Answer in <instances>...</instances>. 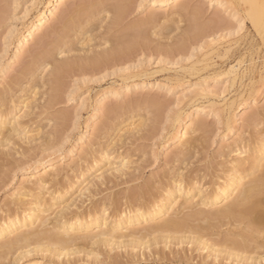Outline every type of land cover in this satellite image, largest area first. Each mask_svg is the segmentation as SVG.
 Returning <instances> with one entry per match:
<instances>
[{"label": "rangeland", "instance_id": "1", "mask_svg": "<svg viewBox=\"0 0 264 264\" xmlns=\"http://www.w3.org/2000/svg\"><path fill=\"white\" fill-rule=\"evenodd\" d=\"M118 1L67 0L58 5L55 19L29 42L23 55L16 61L14 55L20 38L44 6L39 0H0V89L10 87L8 83L11 77L18 74L23 62L32 61L37 52L39 55L48 50L55 53L57 47L54 39L62 31L64 17L67 15L72 19L91 5L95 10L99 7L101 12L93 17H85L86 14L82 13L81 20L88 25L83 23L81 29L78 28L80 33H70V41L63 47V50L66 49L64 53L57 56L59 59L82 52L76 48L81 46L86 31L91 33L96 49L110 48L116 36L124 32L135 34L137 42L136 51L130 58L132 61L100 74L75 69L55 80L56 77L50 74L51 65L42 63L32 74L22 77L20 83L12 84L14 89L11 88L7 101L0 100V110L8 113L4 115L8 119L13 116L19 118L17 128L20 133L17 135L16 132L15 141H7L5 146L1 144L3 147L0 145V217L5 215L9 204L13 208L27 209L40 201L38 207L44 208L53 196L62 194L64 196L55 206L72 204L68 211L71 213L73 210L71 214L93 207L103 210L105 206L107 213L111 210L114 213L120 210V206L124 209L134 202L145 201L141 197V190L146 183L151 182L153 190L148 192L155 193L146 197H157L166 186L164 184L171 182L176 173L184 181L197 180V185L212 184L226 175L232 162L245 158L246 152L251 153L253 143L259 140L261 134L264 135V0H258V3L255 0H249L252 3L246 0H222V3L225 1L223 4L227 3L226 6H211L205 0H185L160 11L151 7L153 0H122V24L113 30L108 29L112 16L108 11ZM94 9L90 7L91 11ZM152 11L160 13L155 23L150 21ZM252 14L258 16L257 26L249 18ZM10 62L13 65L6 70ZM127 67L134 71L129 83L143 82L142 86L126 87L128 81L123 73ZM196 87L207 89L210 94L191 96ZM110 92H117L118 95L112 96ZM100 100L102 109L96 118ZM111 106L118 110L109 120L106 111ZM13 107L16 110L13 111ZM197 112L203 121V128L190 132L184 146L190 152L186 151V155L175 163L169 162V154L179 145L173 142L175 134ZM104 122H108V125L100 132L97 127ZM8 127L11 128V124ZM225 145L227 147H223ZM87 147L92 152L85 157L83 148ZM236 149L244 153L234 154ZM49 162H58L63 168L60 170L62 175L54 177V181L42 188L34 185L25 195H21L19 192L22 191L18 189L22 178L35 175ZM123 164L127 166L124 165V168ZM121 166L124 169L121 173L114 170ZM113 167L111 171L108 170ZM251 173L254 177L260 171ZM130 196L135 201L131 202ZM51 216L48 224L57 217L55 214ZM203 221L195 220L190 225L208 226ZM236 226L232 223L215 228L212 226L213 231L208 228L205 232L213 240L225 241V238L232 237L245 238L243 242L248 240L246 235H237L242 225L237 226L238 229ZM90 231L94 232H81L86 234ZM256 239V243H247H264L263 234ZM146 240H150L149 243L142 242L134 250L131 247L114 248L113 245L96 246L88 240L82 241L74 246L76 249L71 257L56 259L58 262L55 264H67V259L68 264L72 261L74 264H111L116 256L122 257L123 263L129 259L131 264L188 263L180 260V255L184 254L181 250L189 249V245L171 244L173 248L170 249L161 242L152 244L151 237ZM259 249V252H264L263 248ZM262 252L261 255L255 253V256L258 254L261 258ZM31 257L33 262L43 264H50L52 260L41 254ZM96 257H99L98 262ZM200 259L195 257L188 264H202ZM9 260H0V264H13Z\"/></svg>", "mask_w": 264, "mask_h": 264}, {"label": "bare ground", "instance_id": "2", "mask_svg": "<svg viewBox=\"0 0 264 264\" xmlns=\"http://www.w3.org/2000/svg\"><path fill=\"white\" fill-rule=\"evenodd\" d=\"M66 1L67 0H39V2L44 6V9L40 11L37 14V16H35V19L31 22L29 29L20 38L19 46L17 45L18 48L14 55L15 60L23 55L25 51L24 49L29 44V42L34 40L35 36L40 31H42L43 28L47 26V24H49L51 21L55 19V11L57 6L65 3ZM183 1L185 0H153L151 1L152 2L151 7L160 11V10H164L163 8H166L169 5H174V6L179 5L181 2L183 3ZM205 1H207V3L209 2L210 3L209 5L211 6H215L217 4L226 6L227 4V3L223 4L225 3V1H223L222 3L221 2L222 0H205ZM255 1H257L258 3V0ZM120 2L123 1L119 0L118 2L112 4L111 8L108 11V13H112L110 21L108 22V29L113 30V28L114 29L115 27L118 28V26L122 24V20H123L122 15L124 8L121 6L123 3L120 4ZM249 2L252 3L251 1ZM105 3H107V1ZM93 6L94 5L90 6L91 9H94ZM90 7L86 8L79 14L76 12L78 15L75 13L77 16L72 19L67 18V15L66 17H64L65 19L62 22L63 24L62 31H60L56 39H54V43L56 44L55 46L57 47L55 48V53H52V50L51 51L48 50L47 52H44L43 55L41 54L39 55V53L37 52L34 58L32 59V61L26 63L23 62L24 64L22 65L18 74H15L13 77H11L12 79L8 83V86L10 87H3V89H0L1 101L2 100L7 101V97H9L8 94L12 92L10 91L11 88L14 89V86L11 87L12 84H16L19 81H22L20 80L22 77L32 74L34 69L37 66L39 67L40 66L39 64L42 65V63H46L49 66L51 65L52 70L50 74L54 75L56 77L55 78L56 80L59 79V77L61 76L63 77L65 73H69L71 71H74L75 69H81L84 72L89 71L90 74L93 73L100 74V72L103 71L105 72V70H109L110 68L111 69L115 68V66L117 65L119 66L120 64H126V63L128 64V61H132L130 60V58L132 57L133 53L136 51L135 45L137 42L135 41L136 38H134L136 35L135 34L132 35L131 33L127 34L126 32L116 36L117 39L116 40L114 39L115 41L112 43L113 45L110 48L107 47L106 49H99V48L96 49L92 44L93 38L91 39L92 37L91 33L89 31H86L85 32L86 37H84L83 41L81 40L82 42H80L82 47L78 45L81 48L79 47L76 48L77 50L79 49V52H81L82 50L83 54H81L82 52L80 54L76 53V55L61 59L57 57L59 56L60 53L62 52L64 53V51L66 50L65 48L63 50V47L65 46V44L68 43V41H70V39L68 40V38H70L71 36L70 33L73 31L76 33H80V30H78V28H80L83 23L86 24V21L81 20L82 13L86 14L84 15L85 17H93V16H97V14L101 12V9L100 11L98 10L99 7H97L96 10L94 9L92 11L90 10ZM159 14L160 13L158 11H152L150 13V19H151L150 21L155 23V21H157L158 19V16H160ZM253 14L250 15L249 18L250 20L252 19L254 24L257 26L259 19L258 16H256L257 15L256 13H255L256 15ZM236 16L237 15H234V17ZM219 20L217 22H219ZM107 31L110 32L109 30ZM130 31L132 30H129V32ZM68 52H70V50ZM46 64L45 67L47 66ZM12 65L13 63L10 62L6 70L11 68ZM263 69H264V65H263ZM123 76L128 81L130 78L134 76L133 69H131V67H127L126 71L123 73ZM129 82L130 81H128V84L126 86L127 88L129 87L135 88V86L140 87V85L142 86L143 84V82H136L133 84H130ZM110 93L112 96L118 95L117 92H110ZM209 94H210L209 90L203 88H197V87L191 92V96H204ZM53 98H55V96ZM255 101L256 99L254 100V103ZM101 102L102 101L100 100L97 104L98 111L96 113V118L100 116V110L102 109ZM13 108H14L13 111L16 110L15 107ZM117 110L118 108H116L115 106H111L110 108H108L106 114L109 120L111 117L115 115ZM6 114L8 113L5 111L1 112L0 110V145L2 144L3 146L7 145V141L8 143L9 141L10 142L15 141L13 140L15 138V134L17 132L18 135L19 132L17 128L19 127L18 126L19 118L13 116L8 119L7 117L4 116ZM199 115L200 114L197 112L196 115L190 118L187 122H185L183 126L181 125L182 128L179 129L175 134V138H173L174 140L173 142L178 143L179 145L171 154H169L168 156L169 162L175 163L176 161L179 160L180 157L186 155V151L190 152L189 149L188 150L185 149L184 146L189 140L188 136L191 131L196 132L203 128V121L199 119ZM10 124L12 126L11 128L8 127V125ZM107 125L108 122H104L101 125V127L99 125L97 128L101 132V130H104ZM223 147H227V145ZM236 150L237 152L233 151L234 154L238 153L239 155H241L244 153V151L240 149H236ZM90 151H91L90 147L83 148V156L88 157ZM124 165L126 164H123V166ZM231 165L232 166H229L230 170L227 171L226 175L224 174L225 176H223V178L220 179L218 178L219 181H214L212 184L197 185L198 183L197 180L193 179L191 181H184L182 179V176L180 178V175L176 173L175 178L172 179L171 182L164 184L166 185L164 188H163L164 185L162 184L163 190L161 189L162 190L161 192L158 191L160 193L155 198L146 197L147 195L151 196L155 194L152 192L149 193L150 191H153L151 190L150 187L151 182L146 183L144 187H142L141 185L142 187L141 197L144 198L145 201H141L140 203L134 202V204H129L125 208L122 207L124 209H121L120 206V210L116 212L114 211V213H111L113 212V210H111L110 213H107L105 210L106 208L105 206L103 210L102 208L99 209V207L98 209H94L95 207H93V209L90 210L88 209L87 211L77 210L76 212L71 214L73 210L71 211V213H69L68 211L69 208L72 207L71 206L72 204L55 206L57 202L60 200L59 198L63 197L64 194H62L61 196H53V197L51 196L52 198L50 199V201L48 199L49 201L48 206L44 208H39L40 201L34 203L36 207L39 206L38 208L34 206L31 208L28 207L27 209H20L21 207L18 209L15 207L13 208V205L9 204L7 207V212H5V215L0 217V260L4 261L10 259L9 261L12 262L13 264H43L40 262H33L31 259L32 258L31 255L41 254L44 256L51 257L52 260L50 264H55L56 262H58L56 259H61L64 256L71 257V255L74 254L76 249V247L74 249V246L79 245V242L82 241L84 242L88 240V242H91L96 246L113 245L114 248L115 246H117V248L119 247V248L128 249V247H131L133 249L136 248L137 245H139L142 242L146 244L149 243L150 240H146V239L151 237V239L153 238V242L151 241L152 244L154 243L159 244L161 242L164 243L166 247L170 249L173 248L171 244H176L177 246L180 244L189 245L190 247L188 250L187 249L181 250V252L183 251L184 254L180 255L181 258L180 260H183V262L185 261L189 263V261L195 259V257H200L201 258L200 261L202 260V264H233V263L234 264L235 263L264 264V257H263L264 252L260 251L263 253V256L259 258V256L261 255L259 252L260 250L259 248L264 249V243L259 245L251 244V243H256L257 240L256 238L259 236V234L264 235V135L261 134L259 140H257L256 143H253V148H251V153L246 152L245 158L243 159L238 158L237 160L232 162ZM62 169L63 168L58 164V162H49L47 165L41 168L39 172H37L35 175H32L30 177L26 176L22 178L20 182L21 185L19 186L18 189V191H22V192L19 193L21 195L23 194L25 195L26 191H30L31 188L35 187L34 185H37L38 187L41 188L44 187L49 182L54 181L55 180L54 177L58 176L60 174V170ZM112 169H114V167L108 170L111 171ZM114 170L121 173L124 169H122L121 166V168L115 167ZM252 171L254 172L260 171V174L257 173V176L255 175L253 177L251 175ZM135 193H138V191H135ZM131 196H130L131 202L135 201L134 198ZM139 197L140 194L137 198ZM37 198L39 199V197ZM131 202L129 201V203ZM124 203L125 202H123V204ZM114 209H116V207ZM188 210L191 212L187 213L186 211ZM53 214H55V216L57 215V217L55 218V220L52 219L53 221L50 224H48V222H50L49 221L50 217H52L51 215ZM195 220H204L203 222L206 221L208 223V224L206 223L208 226L206 227H201L199 225L191 226L192 224L190 225V222ZM198 222L200 223L201 221ZM231 223L234 225L236 224L237 226L242 225L241 229H239L241 231H239L240 233L237 232V235L239 236L246 235L248 237V240H245V242H243L244 241L243 239L245 238L233 239V237L232 239H227L224 237L226 239L225 241L222 239H221L222 241L220 239L216 240V238L215 240H213V238L212 239L210 238L211 235L208 238L209 234L205 232L206 230L208 231V228L211 229L212 226L213 228H215L218 227L219 225L221 226ZM89 230H94V232L90 231V233H86V234H82L81 232V231H89ZM240 239H242V241ZM247 242H251V243L248 244ZM79 247L83 248L82 246ZM114 248L112 249L114 250ZM171 251L174 253L173 250H170V253ZM152 253L153 252H151V255ZM255 253H259L260 255L257 254L258 256L257 257L255 256ZM94 254L96 255V253ZM111 256L113 258V255ZM119 257L120 256L114 257V259L112 260L113 262H111V264H125V263L127 264L128 262H129L128 264H131L129 259H127L128 261L125 260L126 262L123 263V261H121L123 260L121 259L122 257L120 258ZM97 258L99 257H96V261ZM209 259H211V261ZM70 260L71 259L69 258V261ZM172 260H174V258H172ZM176 260L178 261L179 259L176 257ZM72 263L74 264L73 261L71 262V264ZM67 264H68V259H67Z\"/></svg>", "mask_w": 264, "mask_h": 264}]
</instances>
